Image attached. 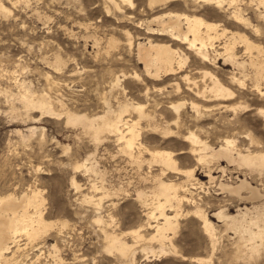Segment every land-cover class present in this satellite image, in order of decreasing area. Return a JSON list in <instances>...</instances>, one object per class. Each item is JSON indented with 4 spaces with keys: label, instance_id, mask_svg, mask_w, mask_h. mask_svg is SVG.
<instances>
[{
    "label": "rangeland",
    "instance_id": "obj_1",
    "mask_svg": "<svg viewBox=\"0 0 264 264\" xmlns=\"http://www.w3.org/2000/svg\"><path fill=\"white\" fill-rule=\"evenodd\" d=\"M0 1L10 9L9 14L0 11V194L14 192L19 195L36 187L45 198L44 217L58 223L32 244L24 246L22 243L26 240H21L22 249L11 264H130L131 258L132 264H264V242L257 251L250 250L224 221L213 216L220 208L234 215L244 206L264 202V199L255 202L241 199L219 186L220 182L236 185L238 179L246 177L264 193V171L261 175L250 173L244 167L229 166L223 159H210L202 164L189 154H180L186 147L182 136L191 131L215 148L224 138H231L242 151L264 150V114L259 113V110L264 111V96L254 90L250 80L245 81L243 87L233 83L230 77L233 73L238 77V70L225 64L219 56L213 58L214 53L210 51L211 58L207 62L189 55L181 72L168 76L164 83H155L168 90L166 95V91L158 94L152 89L153 81L129 77L135 71L142 73L143 65L136 61L135 52L129 50L124 31L129 30L135 36L133 41L137 35H142V31L128 22L117 23L106 17L102 0H28V5ZM134 1L138 8L146 9L148 16L146 0ZM248 2L238 0L243 13L253 19ZM224 9L219 13L213 5H200L198 13L230 30L250 33L231 21L228 14L231 7L224 5ZM138 11H132L136 18L145 16ZM253 22L260 25L257 18ZM111 35L120 45L106 53L105 40ZM87 36L98 38L101 46H94L93 38ZM258 41L264 46V36ZM216 50L222 51L218 47ZM242 51L241 47L237 48L239 55ZM55 55L64 62L60 69L53 68L50 63ZM205 72H211L235 92L234 98L227 102L238 106L235 111L217 106L202 112L199 117L189 108V102L196 98L188 85L193 81L199 88L205 81L208 84L210 76ZM185 75L190 81L182 79ZM117 77L120 81L115 84ZM176 83L180 86L179 91L174 89ZM20 86L23 90L27 87L35 94L46 95L55 107V113L62 115L44 116L27 111L24 105L21 106V99H17L23 91ZM123 99L143 104L155 119L168 123L174 118L170 104L185 103L179 136L165 138L159 131L143 127L141 137L150 148L175 153L177 167L182 170L194 168L195 177L203 182L202 190L198 184L180 190V194L190 201L184 199L180 204L177 229L170 234L172 245L166 241L165 252L159 253V243L149 239L154 230L143 226L145 237L134 244L135 256L129 254L130 258L128 254L121 256L115 251L104 252L105 233H120L145 225L152 206L142 204L136 192L141 189L149 194L154 186V176L176 183L185 181V176L170 171L161 175L159 165L147 164L148 155H144L145 160L141 167L138 166L122 155L114 137L96 144L79 125L67 124L64 115L68 110L87 115L102 113L107 104L116 107ZM135 114L131 111L126 117L135 119ZM249 139L254 143L250 144ZM90 154H93L90 162L96 165L95 173L75 168ZM220 167L227 169L225 175ZM209 171L215 177L213 182L209 181ZM72 178L81 184L79 190L73 187ZM93 183L116 190L115 194L102 200L98 209L94 204L82 201L83 194L100 196V190L91 191ZM119 188L121 190H117ZM241 194L247 196L248 193L243 191ZM150 202L149 199L147 203ZM195 205L210 220L212 236L202 227L201 217L193 214ZM165 209L172 214L168 206ZM96 214L103 218L101 223L95 219ZM62 221L66 225L60 228ZM149 221L154 224L153 219ZM124 238L133 243L131 236ZM53 244L59 248L62 261L53 253ZM142 247H152L157 252L146 253Z\"/></svg>",
    "mask_w": 264,
    "mask_h": 264
},
{
    "label": "bare ground",
    "instance_id": "obj_2",
    "mask_svg": "<svg viewBox=\"0 0 264 264\" xmlns=\"http://www.w3.org/2000/svg\"><path fill=\"white\" fill-rule=\"evenodd\" d=\"M102 1L106 17L112 18L117 23L128 22L142 31V35H137L134 41L135 36L129 30L124 31L128 39L126 43H128L129 50L135 52L136 61L143 65L142 73L135 71L129 75L132 79H148L153 81L152 89L158 92V94H162L166 91L167 87L157 86L155 83H164L168 79V76L181 72L182 66L189 58V55H194L202 59V61L207 62L211 58L210 51H212L214 53L213 58L219 56V58L224 59L225 64H230L233 66L232 68L238 70V77L234 73L230 77L233 83L239 87H243L245 81L250 80L254 90L259 95L264 96V46L258 41L264 36V0H249L248 5L246 4L253 11V19L247 16L246 13H243L244 10L239 6L240 3L238 4V0H146V8L149 11L148 16H146V9L138 8L134 0ZM11 2L13 4L17 2L27 4L28 0H11ZM199 4L201 6L213 5L219 13H223L226 10L224 9V5H228V8H232L228 13L231 21L236 26L248 29L251 34L242 31H233L222 26L220 23L206 20L198 13ZM136 9H139L145 16L136 18L132 13ZM0 11L5 14L10 13V9L1 1ZM256 18L260 25L253 22L256 21ZM88 37L93 38L94 46L101 44V41L95 36ZM216 42L219 44H215ZM119 45L118 40L111 35L105 40L104 47L106 53L111 49L117 48ZM216 47L222 51L217 52ZM238 47L243 49L240 55L237 53ZM119 49L121 50V48ZM50 63L55 69H60L64 64L59 55H55L54 60ZM204 74L210 76V82L208 81V84L205 81L202 88H199L196 81H193L188 85L196 98L189 102V108L195 114L199 115V117L202 112L210 111L213 107L215 108L217 106L225 110L235 111L238 106L227 104L228 101L234 98L236 95L235 92L223 84L211 72H205ZM182 79L186 82L190 81L188 75L183 76ZM115 81V84H117L120 80L117 77ZM174 85V89L179 91L180 86L177 83ZM21 88L23 90V87ZM24 89L20 95L17 94L19 95L17 99L18 101L21 99L20 103H23H21V106L24 105L27 111L39 112L40 115L44 116L57 115L59 117L60 114L55 113V107H52L46 95L35 94L29 88L27 89V87ZM147 89L149 90L148 87ZM116 104V107L107 104L106 110L104 109L105 111L93 115L74 113L68 110L64 114L66 116V123L73 126L79 125L84 131L90 134L93 142L96 144L114 137V140L119 144L118 149L122 155L127 156V158L138 166L145 160L144 155H148L149 157L146 159L147 164L150 166L151 164L159 165L161 167V175H164L167 171L179 172L185 176V181L176 183L169 179L164 180L157 175L156 177L154 176V184H152L154 186L149 194L146 193L147 191L144 192L141 189L137 191L136 189V196L140 199L141 203L152 206V210L147 213V222L144 223L145 225L135 227L128 231L105 233L103 251L106 253L115 251L121 256L128 254L127 257L131 254L134 257V244L144 239L145 236L142 234L144 230L143 226H147L146 228L154 230L149 239L156 240L159 243V253L165 252L166 241L172 245V236L170 234L174 233L177 229L180 204L184 199L190 201L185 195L180 194V190H187L188 185L195 186L196 184L201 189L203 188V182H199L195 177L194 168L182 170L177 167L176 159L174 158L175 153L165 149L146 146L143 143L141 135L143 127H146V129L149 128L154 131H159L165 138L179 136L183 125V121L181 120L185 103L183 101L182 103H169L174 116L173 121H171L172 123L155 119L151 113L146 111L143 104L131 103L127 100H120ZM131 111L132 113H136V116H134L135 119L130 118V115V117H126ZM259 113L264 114V111L259 110ZM143 121L144 125L142 124ZM182 138V142L186 147L181 149L180 154H189L199 163L210 159H223L229 166L236 165L239 168L244 167L248 169L250 173L263 174L264 150L251 151L246 149L242 151L238 149L239 147H236L235 140L231 138H224L219 147L215 148L200 139L192 131L182 136ZM253 141L249 139L250 144ZM92 155L90 154L87 158L78 162L75 168L95 173L96 165L90 162ZM219 170L224 175L227 172V169L224 167H220ZM208 176L210 182L215 180V177L211 175L210 171L208 172ZM145 180L147 182V179ZM71 181L75 189L79 190L81 188V184L74 178ZM193 181L196 182L193 183ZM238 181L239 183L236 185L220 182L219 186L222 190L233 193L244 200L255 202L264 199V193L261 192V189L252 185L246 177L240 178ZM98 190H100V196L96 197L94 194H83L82 201L94 204L98 209L104 198L116 193V190H109L104 186L98 187L95 183L91 184V191L96 192ZM117 190H121V188ZM243 191L248 193L247 196L241 194ZM149 199L151 200L150 204L147 203ZM191 202L195 203L192 198ZM44 204L45 198L42 196V191L36 187L22 192L19 195H16L14 192L0 194V264H11L17 258L18 252L22 249L20 246L21 240H26L22 243L24 246L32 244L42 238L46 231L58 224L44 217ZM167 206L173 211L172 214L166 212L165 207ZM156 212H158V215H155ZM193 214L198 216V218L201 217L202 227L205 229V232L212 236L213 226L209 222L210 220L207 219L205 212L199 206L195 205ZM213 216L224 221L225 225L237 233L240 239L245 242V245L249 246L250 250L257 251L259 245L264 242V202L252 205L251 207L244 206L234 215L228 214L224 208H220L213 213ZM95 219L101 223L103 218L101 219L98 216ZM149 219H153L154 224H151ZM111 221L114 222L113 219ZM65 225V221L59 224L60 228H63ZM126 235L132 237L133 243L125 240L124 237ZM214 242L212 241V243ZM211 246L213 247L212 244ZM51 249L55 256L62 261V258L59 257L60 250L57 245L53 244ZM141 250L146 253L151 252L152 254H156L157 252L152 247H142ZM132 262L131 258L130 264Z\"/></svg>",
    "mask_w": 264,
    "mask_h": 264
}]
</instances>
